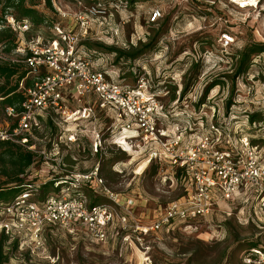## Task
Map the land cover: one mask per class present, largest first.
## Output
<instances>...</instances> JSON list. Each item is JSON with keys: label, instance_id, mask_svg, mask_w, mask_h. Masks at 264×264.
Returning <instances> with one entry per match:
<instances>
[{"label": "built area", "instance_id": "built-area-1", "mask_svg": "<svg viewBox=\"0 0 264 264\" xmlns=\"http://www.w3.org/2000/svg\"><path fill=\"white\" fill-rule=\"evenodd\" d=\"M71 5L61 7L53 3L62 20L51 22L48 38H28V19L17 21L10 10L1 15L0 29L9 28L17 44L8 54L0 49V62L18 65L25 75L18 83L22 101L0 109V142H11L31 151L34 164L39 162L48 168L46 177L51 179L52 188L40 197L37 187L29 183L13 198L0 201V235H5L8 242H20L19 248L25 245L34 251L43 247L45 226L59 225L69 231L79 227L99 243L118 235L121 229L127 231L124 241L136 239L142 246V239L148 234L168 230L178 223L190 226L248 192L252 197H260L258 212L264 218V163L260 161L258 147L246 135L241 134L233 144L228 128L212 120L206 125L197 122L195 128L204 129L202 133L193 132L195 129L186 125L188 122L170 123V118L177 116L174 111L180 98L172 101L174 107H166L163 98L168 89L164 81L157 84L162 83L164 89L152 90L147 79L149 72L143 64L132 68L137 81L128 85L91 63L85 41L92 28L107 21V32L117 37L126 19L121 18L116 24L110 20L127 12L130 0H71ZM150 14L152 21L162 16L158 7H153ZM223 41L228 44L231 37L224 34ZM96 109L110 111L114 122L107 128L109 135L105 139L94 132L95 152L101 141L105 143L110 137L117 141L112 145L120 149L144 142L148 162L168 165L170 176L181 180L182 198L160 207L147 223L136 217L133 199L120 198L105 186L98 166L88 172L66 168L62 146L78 144L83 136L90 144L89 128L81 125L95 115ZM46 120L55 132L38 139L36 133ZM69 123L75 126L70 127ZM86 189L99 190L107 200L90 202ZM144 253L143 264H147L148 255ZM240 259L243 264H264V241L247 247Z\"/></svg>", "mask_w": 264, "mask_h": 264}, {"label": "rangeland", "instance_id": "rangeland-1", "mask_svg": "<svg viewBox=\"0 0 264 264\" xmlns=\"http://www.w3.org/2000/svg\"><path fill=\"white\" fill-rule=\"evenodd\" d=\"M53 3L72 6L71 0H52ZM1 6L2 3L0 16L3 15ZM36 7L47 22L33 25L27 36L48 38L51 22L62 19L54 7L47 8L42 0L36 1ZM153 7L160 8L162 16L152 21ZM121 18L126 23L120 27L117 37L107 32V21L92 28L85 44L94 67L107 69L120 83L134 85L137 80L132 68L143 64L149 72L147 79L152 90L164 89L162 83L157 86L159 81H164L168 89L163 98L166 107H174L172 101L180 98L174 111L177 116L170 118V123L188 122L186 125H191L193 132L202 133L204 129L195 128L197 122L206 125L212 120L228 128L233 144L241 134L246 135L258 147L260 161L264 163V53L253 56V63L245 73L232 77L236 66L233 55L248 42L264 43V0L246 5L230 0H135L127 12L114 15L110 22L116 24ZM224 34L231 37L228 44L223 41ZM7 43V39L0 43V49L6 54L12 51L7 50ZM147 43L151 48L139 56L137 64L125 56ZM212 81L220 84L213 86L201 101L206 86ZM184 88L186 91L182 93ZM196 100L199 101L195 103ZM252 113L259 114L261 121L250 123ZM94 114L81 125L89 128L90 145L87 136H83L81 147L62 146L68 169L88 172L98 166L105 186L120 198L133 199L135 215L142 223L153 218L160 207L182 198L181 180L170 176L168 165L148 162L146 143L124 145L120 149L102 140L95 152L94 132L105 139L114 118L110 111L96 109ZM193 123L197 124L193 126ZM69 126L75 125L69 123ZM54 132L46 120L36 134L40 139L45 133L48 137ZM142 163L145 166L138 173ZM47 173L48 168L40 163L27 172L36 181L48 180ZM85 192L90 202L107 200L99 190ZM15 194L8 193L7 199ZM259 203L260 197H252L248 192L220 205L219 210L190 226L178 223L168 230L148 234L142 239V246L136 239L124 241L126 230L118 229V235L99 243L79 227L69 231L59 225L45 226L43 247L30 251L25 245L19 248L18 242L17 249H7L8 264H143L144 251L148 255L147 264H243L240 256L249 243L264 241V218L258 212Z\"/></svg>", "mask_w": 264, "mask_h": 264}, {"label": "trees", "instance_id": "trees-1", "mask_svg": "<svg viewBox=\"0 0 264 264\" xmlns=\"http://www.w3.org/2000/svg\"><path fill=\"white\" fill-rule=\"evenodd\" d=\"M36 1L37 0H0V4L2 3L1 9L3 14L7 10H10L9 12H11L15 20L22 21L23 19H28V21L31 23L32 30L33 25H39L43 23V21L45 23L47 22L40 11L36 9ZM42 1L47 8H53L52 0ZM134 1L135 0H130L131 5ZM0 20H2V16H0ZM14 36V33L11 32L9 28L0 29V43L7 39L8 43L5 46L6 48L8 47V51L13 49L17 44L13 43L14 40V42H16V39H13ZM11 39L13 40L11 41ZM141 46V48H137L136 51L127 53L125 56L129 59H132V62H136L143 52L151 48V45L148 43ZM258 53H264V43L260 41L248 42L242 49L236 52L233 55V58L236 60V66L232 77L237 78L239 75L245 73L253 63V56ZM24 75L25 71H20L18 65L0 62V105L2 107L6 105H16L22 101L23 95L20 91H18V83ZM25 84L26 86L30 85V81L27 79ZM218 84L220 83L217 81H212V83L207 85L202 94L203 96L201 101H204L207 96L206 93L213 86ZM185 91L186 88L182 90V93ZM228 103L230 104L231 102L229 101ZM261 119L262 118L259 116V114L252 113L249 115L250 123L257 121L259 122ZM77 145H80L81 147L83 142L80 140ZM33 156L34 155L31 151L26 150L17 144H13L11 142H0V201L9 200L7 199V194L10 192H16L17 194L21 192L24 189L25 184L33 183L37 187L40 197H43L52 188L51 179L36 181L31 178V174H27L29 169H32L31 165L34 164ZM36 164H39V162L35 163L34 165ZM68 167L69 165L66 166L67 169ZM15 195H13L11 198H13ZM97 202L99 201L94 200L92 203ZM259 243L260 241L251 242L249 243L248 247L256 246ZM8 248L10 250L17 249L18 241L13 240L8 242V238L1 234L0 264H8Z\"/></svg>", "mask_w": 264, "mask_h": 264}, {"label": "bare ground", "instance_id": "bare-ground-1", "mask_svg": "<svg viewBox=\"0 0 264 264\" xmlns=\"http://www.w3.org/2000/svg\"><path fill=\"white\" fill-rule=\"evenodd\" d=\"M231 2L232 1H239L242 5H246V4H253L255 2V0H230ZM106 143H109V144H113V143H117L116 139L114 137H110ZM145 164L142 163V165H140V167L138 168V173L141 172V170L144 168Z\"/></svg>", "mask_w": 264, "mask_h": 264}]
</instances>
